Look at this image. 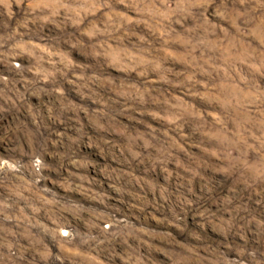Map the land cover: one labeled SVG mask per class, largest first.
<instances>
[{
  "label": "rangeland",
  "instance_id": "obj_1",
  "mask_svg": "<svg viewBox=\"0 0 264 264\" xmlns=\"http://www.w3.org/2000/svg\"><path fill=\"white\" fill-rule=\"evenodd\" d=\"M0 264H264V0H0Z\"/></svg>",
  "mask_w": 264,
  "mask_h": 264
}]
</instances>
